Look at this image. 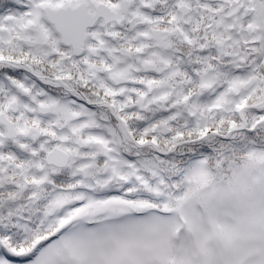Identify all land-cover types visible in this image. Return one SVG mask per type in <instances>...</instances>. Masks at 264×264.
Segmentation results:
<instances>
[{
	"label": "snow or ice",
	"instance_id": "1",
	"mask_svg": "<svg viewBox=\"0 0 264 264\" xmlns=\"http://www.w3.org/2000/svg\"><path fill=\"white\" fill-rule=\"evenodd\" d=\"M0 264H264V0H0Z\"/></svg>",
	"mask_w": 264,
	"mask_h": 264
}]
</instances>
